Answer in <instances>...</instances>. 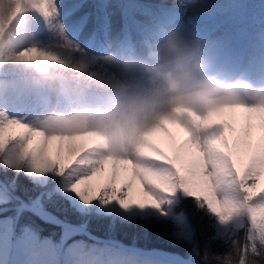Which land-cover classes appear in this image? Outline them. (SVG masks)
Masks as SVG:
<instances>
[{
  "label": "snow or ice",
  "instance_id": "snow-or-ice-1",
  "mask_svg": "<svg viewBox=\"0 0 264 264\" xmlns=\"http://www.w3.org/2000/svg\"><path fill=\"white\" fill-rule=\"evenodd\" d=\"M16 3L13 19L23 17L22 27L30 28L34 45L9 57L16 62L61 63L60 54L50 50L54 45L85 56L109 48L133 50L134 31L141 33L140 41L148 42L171 30L142 28L133 13L144 6L133 0L114 6L125 20L118 36L111 34L106 3L96 4L95 13L82 12L86 5L78 0ZM93 19L90 39L76 43V34ZM36 27L46 29L51 38L39 39ZM246 95L248 99L206 115L179 109L163 114L128 153L113 150L85 124L57 118L35 122L14 114L9 109L16 103L15 85L5 82L0 87V161L12 169L27 165L37 177L51 173L66 178L63 192L74 193L81 205L99 202L100 209L114 205L123 219L141 227L153 219L167 222L189 215L175 210L179 193L195 206L191 215L207 218L213 228L203 249V264H264V89H249ZM235 110L242 113L239 127L218 122L225 112ZM226 130L232 134L231 142ZM241 152L247 153L246 160L239 158ZM109 163L108 174L98 179ZM136 185L140 199L133 202ZM4 196L6 188L0 186V198ZM214 241L222 242L225 251H214Z\"/></svg>",
  "mask_w": 264,
  "mask_h": 264
},
{
  "label": "bare ground",
  "instance_id": "bare-ground-1",
  "mask_svg": "<svg viewBox=\"0 0 264 264\" xmlns=\"http://www.w3.org/2000/svg\"><path fill=\"white\" fill-rule=\"evenodd\" d=\"M185 0H133L140 5H143V9L137 10L133 13L134 19L144 29H152L157 26H167L171 30L165 34L156 37L155 39L143 42L140 41L141 33L134 31L131 34V38L136 41V47L133 50L127 48H109L102 53L89 54L85 56L82 53H69L62 49V47L52 46L51 51L57 52L61 56L63 62L57 63L52 61L38 60L35 62H17L14 69L5 70L3 76L6 80L11 75L19 74L21 79L24 77H30L35 75L40 80L41 86H36V102L34 106H41L44 108H53L57 101L55 96L58 93L55 87L63 88V95L70 90L77 94H80L82 102L87 105H93L100 103L102 106L104 102L100 100L93 101L92 98H104L110 97L118 91H125L126 87L117 85V82L107 79L112 73L117 74L120 79L133 81L135 84L141 82L146 84L147 74H143L142 77H132L128 75V72L122 68V63L117 64V58L130 59L131 61H145L148 65H152L157 61L155 59H149L147 53L149 50L153 52H159L161 45L166 37L169 35L178 36H191L199 40L198 52L207 60L211 66H219L228 62L231 58V48L236 40L239 38V29L242 26L235 25V20H229L228 16L236 11L238 0H188L189 4L186 7H182ZM65 3L71 2V0H64ZM78 2L84 3L86 7L82 9V12H96L94 7L99 3H106L109 7L106 11L109 13V25L110 31L113 36L120 35L124 30L125 20L121 9L114 7L115 5L124 4L130 2V0H78ZM184 2V3H183ZM12 7L10 9L9 16L3 25H0L2 31L10 20H12V10L18 5L16 0H11ZM174 11L178 13L177 16L171 15ZM15 12V11H14ZM23 17L20 16L17 20L12 22V27L7 34L0 38V59L5 54L14 53L19 54L22 48H29L34 46L30 39L31 30L27 27H22ZM95 20H90L89 24L79 31L74 37L75 42L83 44L90 39L91 30L94 27ZM237 27V28H236ZM239 28V29H238ZM0 31V33L2 32ZM35 35L44 37L46 40L51 38V34L42 27L36 29ZM40 32V33H39ZM42 33V34H41ZM44 33V34H43ZM41 34V35H38ZM69 39H73L69 36ZM248 41V40H247ZM28 43V45H26ZM236 46L237 52L230 64L235 68H240L241 72H247L252 66V48L251 44L248 46ZM26 46V47H25ZM21 49V50H20ZM17 51V52H16ZM120 58V59H121ZM119 59V58H118ZM4 61V60H3ZM1 60V62H3ZM33 73L32 75H30ZM13 77V76H12ZM44 78V79H43ZM27 85V84H26ZM29 85V84H28ZM25 92L31 96L27 87H24ZM38 91V92H37ZM82 93V94H81ZM35 94V92H34ZM106 100V99H105ZM11 107V106H10ZM25 105L19 107L24 109ZM36 109V108H35ZM90 112H97L93 107H89ZM232 112H225L219 121H227L230 123ZM235 126V125H234ZM174 128V126H169ZM239 127V125H236ZM178 131V130H177ZM227 130L225 131V134ZM259 135L258 129L254 130V139ZM232 135L229 140L231 142ZM241 160L247 159V153L241 152ZM123 166H118V168ZM111 168V164L106 165L105 173L101 174L98 179H103L108 174ZM50 174V173H49ZM57 177V176H56ZM124 178L123 174L120 177ZM95 182V181H94ZM68 181L66 178L61 179L59 183L60 188H65ZM119 184V180L117 181ZM69 197L77 198L74 193L67 192ZM133 202H137L140 199V192L138 185L134 186L132 190ZM78 199V198H77ZM80 208V206L78 205ZM106 210H118L114 205H110ZM180 227H184L181 222ZM183 229L181 230V232ZM180 232V231H179ZM181 235V233H180ZM4 240V235L0 233V246ZM2 254L0 252V264ZM139 256L130 251V254H118L114 257H109L106 261L107 264H153V258L149 257L145 262H138ZM98 256H92L90 258L82 259L80 255L69 257L62 264H99L101 261ZM166 260L165 262H167ZM171 264H176L177 260ZM181 264H187L183 261ZM4 264H56L50 259L42 258L39 263L27 262L22 260H15L14 262Z\"/></svg>",
  "mask_w": 264,
  "mask_h": 264
},
{
  "label": "rangeland",
  "instance_id": "rangeland-1",
  "mask_svg": "<svg viewBox=\"0 0 264 264\" xmlns=\"http://www.w3.org/2000/svg\"><path fill=\"white\" fill-rule=\"evenodd\" d=\"M184 2H183L184 4H182L183 5L182 7H186V4H189L188 0H185ZM16 9L17 6L12 10V20L8 22V24L5 26V29L0 33V38L3 37L5 34H7L8 31H10L12 27L11 25L12 22L20 18V17H16L15 19H13V14L14 11H16ZM256 12L264 15V0H238L236 11H234L233 14L228 16V19L230 21L235 20V25H237L238 27L244 25L240 29L238 28L240 32L239 37L245 35L247 29L258 33L259 36L252 37L250 40L252 43V51H254V49L255 50L257 49L256 45L262 42L264 38L263 36L261 37V35H264V22L262 21L257 22L256 18L254 17V13ZM171 15L177 16L178 13L174 11ZM38 28L39 27H36V29ZM36 29L35 32H37ZM259 32H261V35L259 34ZM178 38L181 41H183L186 45H188V47L191 48L193 51L198 50V47L200 45L199 40L187 35L178 36ZM39 39L46 40L44 37L41 38L39 37ZM240 41H245V39ZM26 45H28V43ZM27 47H29V45ZM23 49L24 48H22V50ZM12 55H14L13 52L9 53L8 55L5 54L3 58L0 59V87H3L5 82L15 85L16 103L11 105L9 109L10 111H12L14 114L25 116L27 117L28 120L35 122L46 121L52 118L71 120L73 117L77 116L78 114L89 113L87 112L86 109H81L82 107L74 108V109L62 107L56 113L41 114L40 110H36L34 108V103L36 102V98H37L36 97L37 94L36 93L34 94V92L36 90V86L39 85L41 86L40 80L38 82L37 77L35 79L32 78L30 80L28 79L27 82L29 85L24 84L25 83L24 79H22L20 82V79L6 80L5 78H3V73H5V70L14 69L17 64L16 61L9 59V57ZM115 58H117L116 61L117 64H121L122 60L124 59L116 56ZM1 60L4 61L1 62ZM138 62L140 61L134 60L130 62V68L127 71L129 76L142 77L143 74H146ZM255 63H257V61ZM237 76L239 77L242 75L238 73ZM107 79H111L112 81L117 82V85L119 84L125 86L126 87L125 91L131 92L134 95L143 96L146 95L147 93L146 84H142L141 82L135 84L131 80L128 81L125 79H120V77L114 73L109 75L108 78L105 79V81H107ZM222 80L236 87L241 92L242 98L245 100L247 99L246 92L249 89H253V90L257 89L253 87V85L247 78L233 81L227 79V76L224 75ZM24 87H27L29 92L32 93L31 96H29L27 91L25 92ZM118 95L120 96V94ZM76 96L77 99L81 101L80 94L76 93ZM95 99L100 100V98H95ZM105 99L108 100L109 97H105ZM108 101L111 102V106L107 103V101H103L105 106L103 105L99 107V105L101 104L96 103L93 105H88V107H93L94 109H96V111H101L100 108L102 107H103L102 111H110L115 107H117L118 103H115L111 99H109ZM22 105H25V108L19 109V107ZM228 116H231L230 123H232L235 126L240 125L242 118V113L240 112V110L232 111V113H230V115ZM226 133L227 134L225 135L228 138H230L232 134L229 133L228 131ZM1 165L2 167L5 168L7 167L2 161H1ZM19 168L24 169L25 173L31 178V180L36 185L39 186L41 191L38 194V196H36L35 198L31 199L30 201H25L23 198L15 196L11 190V186L9 185V183H7L3 178L0 177V186L6 188V196L0 198V233L4 235L3 243L0 246V252L2 254L1 257L2 264H4V262L6 261L10 263V262H14L15 260L39 263L40 260L45 257L47 259H50L51 261H54L56 264H62L63 261H66L67 259H69V257H74L77 255H80L83 260L84 259L87 260L88 258L97 255L99 260H95V261L98 263L99 261H101L105 264L109 257H114L118 254H123V253L130 254L131 251L130 249H126V246L118 245V244H123L124 242L113 236H97L93 234L87 228L86 222L80 218L81 216L86 217L87 215L89 216L92 213H94L98 217L101 216L109 217L111 220L109 221L108 225H113L116 224L117 218L119 217L122 218V213L120 211L106 210L108 206L106 208L100 209L97 207L99 202H93L92 206L85 207L80 204L77 198L69 197L67 192H63L64 188H60L58 186L61 179H63V177H56L51 173L43 177H37L29 171L27 165H22ZM53 193H57L63 196L64 198H66L69 204L72 207H74V209L77 212L80 213V216H76L77 218H80L78 219L79 222L74 223L61 219L56 214H54V212L46 208L47 204L53 205L55 202L53 201H51L52 203L47 202V200L44 199L43 196L45 195V197H48ZM177 196L180 199L182 198V195L179 193L177 194ZM78 205L80 206V208L78 207ZM23 210H27L28 212L35 214L44 221L50 223H56V224L60 223L61 225L59 226L60 233L58 239L56 240L52 236L40 237L38 232L32 228H25L24 230H22L21 234L17 238L16 237L14 238L15 219L17 215ZM56 210L59 211L57 207ZM180 211L181 209L176 212L179 213ZM168 220H171L172 222L171 231L169 232V235L171 237H174L180 242H187V243L194 242L195 231L193 229V225L189 215L173 216L170 217ZM181 222L183 223L184 227H180ZM207 222L208 224L210 223L208 220ZM182 229L183 231L181 232ZM210 229L212 230V235H213V228L210 227ZM107 230L109 231V229ZM240 235L242 237L243 233H241ZM94 239H97V241H95ZM70 240H72L71 243H69ZM90 240H94V241L90 242ZM206 241L208 242V240ZM214 242L217 247L220 246L219 251L223 252L222 247L224 246V244L220 241H214ZM130 246L135 248H142L136 246L133 243H131ZM180 247L183 248V246ZM215 250L218 249H214V251ZM105 251L107 252L106 255L104 254ZM145 253L146 255L143 254L138 255V253H136L139 256L138 262H145L147 258L152 257L153 264H171L170 261L174 262L176 260L177 262L183 261L184 263L187 264H201L198 261V253L195 247H192L187 252V255H182L176 252L167 251L159 248H152V250H149ZM166 260L168 261L165 262ZM176 264H180V263H176Z\"/></svg>",
  "mask_w": 264,
  "mask_h": 264
},
{
  "label": "clouds",
  "instance_id": "clouds-1",
  "mask_svg": "<svg viewBox=\"0 0 264 264\" xmlns=\"http://www.w3.org/2000/svg\"><path fill=\"white\" fill-rule=\"evenodd\" d=\"M11 7V0H0V25ZM147 56L157 62H138L147 74L146 95L121 92L114 109L78 114L69 121L99 132L113 150L131 153L141 135L163 114L179 109L206 115L245 100L236 87L207 74L209 62L174 35L164 39L159 52L149 50ZM121 63L128 71L130 59Z\"/></svg>",
  "mask_w": 264,
  "mask_h": 264
},
{
  "label": "trees",
  "instance_id": "trees-1",
  "mask_svg": "<svg viewBox=\"0 0 264 264\" xmlns=\"http://www.w3.org/2000/svg\"><path fill=\"white\" fill-rule=\"evenodd\" d=\"M0 177L3 178L11 186L13 194L17 197L23 198L25 201H30L35 198L40 193V188L36 185L31 178L25 173L24 169H12L2 167L0 161ZM47 202L53 205L47 204L46 208L59 218L77 223L78 219H82L86 222L87 228L97 236H113L118 238L125 243H133L135 245L145 247V248H160L172 252H177L182 255H187V252L195 247L198 254V261H202V253L206 240L212 235V230L206 218H201L200 214L191 215L194 212V205L189 199L181 198L177 204L176 211L184 209L191 219L193 229L195 231L194 242H180L179 240L171 237L169 232L171 231L172 222L167 220V222L160 219H153L152 222L147 227H141L133 222H129L123 218H117L116 224L108 225L111 220L107 216L98 217L94 213L91 215L80 216L74 207H72L68 200L63 196L53 193L48 197L43 196ZM56 207L59 211L56 210ZM25 228H32L38 232L40 237L52 236L56 240L58 239L60 233L59 225L50 223L40 219L35 214L28 212L27 210L21 211L15 219L14 234L18 237L22 230ZM109 229V231L107 230ZM180 246H183L180 247ZM212 248L218 249L215 242L212 243ZM222 251H225L226 246L224 245ZM221 248V249H222Z\"/></svg>",
  "mask_w": 264,
  "mask_h": 264
}]
</instances>
